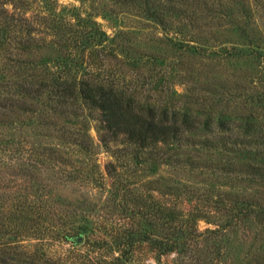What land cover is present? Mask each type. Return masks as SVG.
<instances>
[{"label": "trees", "instance_id": "obj_1", "mask_svg": "<svg viewBox=\"0 0 264 264\" xmlns=\"http://www.w3.org/2000/svg\"><path fill=\"white\" fill-rule=\"evenodd\" d=\"M40 1L38 25L43 28L33 25L25 14L31 0H0V56L6 58L2 69L9 73H0V94L6 92L0 106L27 109V98L42 100L64 119L54 129L60 140L55 146L44 141L26 147L31 166L26 173L33 182H27L25 192L14 189L15 196L0 198V264H71L62 261L58 246L77 235H83L84 249L68 257L79 256L82 264H152L148 256L156 264H208L205 254L216 239L214 233H219V243L224 242L218 246L223 256L226 224L200 229L198 220L230 206L231 197L222 206L219 193L214 199L203 198L190 186L187 189L186 183L164 184L155 174L165 165L186 167L196 175L208 172L217 176L222 169L230 170L217 156L205 158L200 151L224 148L230 138L238 140L230 120L221 114L213 118L204 110L193 112L167 100L140 98L114 77L109 64L115 55L109 43L103 46L106 33L97 20L83 18L79 28L60 29L51 17L60 5L58 0ZM141 1L152 13L153 0ZM153 17L164 21L163 16ZM47 34L53 35L51 41L68 48L55 69L36 71L31 60L13 57L14 47L26 49ZM89 47V56L84 58L83 51ZM13 61L17 64L11 67ZM95 61H101L98 73L83 69L95 67ZM78 101L90 113L96 112L99 146L86 121L78 118ZM69 114L77 117L78 126L68 122ZM207 129L212 136L209 142L204 134ZM101 147L111 155L104 171L97 162ZM192 147L196 148L193 152ZM57 165V170L67 174L64 180L36 178V168L55 169ZM71 173L80 177H70ZM74 181L87 187L78 201L60 190L61 185ZM93 188L105 191L104 198L93 196ZM233 208L232 216H237L236 206L227 209ZM169 255L170 260L164 261ZM219 262L227 264L225 255Z\"/></svg>", "mask_w": 264, "mask_h": 264}, {"label": "rangeland", "instance_id": "obj_2", "mask_svg": "<svg viewBox=\"0 0 264 264\" xmlns=\"http://www.w3.org/2000/svg\"><path fill=\"white\" fill-rule=\"evenodd\" d=\"M58 2L60 5L51 17L60 29L79 28L78 22L83 18L97 20L106 33L103 46L109 43L115 55L110 57L109 64L115 71L114 77L140 98L167 100L193 112L204 110L213 118L221 114L230 120L237 141L230 138L224 148L200 149L205 158L217 156L230 170L222 169L217 176L208 172L196 175L186 167L165 165L158 169L155 177L164 184L186 183V188L190 186L203 198L212 196L214 199L219 193L222 206H226L231 197L230 204L238 208L237 216H232L235 209L228 210L231 205H227L216 215L199 219L198 227L226 224L225 252L220 251L227 264H264V0H153L149 10H153L152 13L141 0ZM41 4L40 0H31L25 12L35 26H39L37 13L42 10ZM153 16H163L164 21ZM52 36L38 38L26 49L14 47L13 57L31 60L36 71L43 72L45 67L55 69L68 48L51 41ZM83 53L84 58L89 56L90 47ZM79 54L82 56L81 51ZM5 60L0 56V73L7 75L9 73L2 69ZM95 62V67L83 69L98 73L96 68H100L101 61ZM15 64L17 62L13 61L11 67ZM5 93L0 94V100ZM26 101L27 109L0 106V198L5 194L9 198L15 196L14 189L24 193L27 182H33L26 173L31 168L27 164L26 147L44 144V141L53 146L60 142L56 138L59 131L54 129L64 118L50 111L42 100L27 98ZM76 110L99 146L96 112L90 113L79 101ZM67 119L73 127L78 126L75 115L69 114ZM207 132L210 131L207 129L204 134L209 142L212 136ZM189 149L193 152L196 148ZM98 150L97 162L103 170L111 155L103 147ZM55 169L36 168V178L58 182L67 177L57 170L59 165ZM70 177L78 179L80 176L71 173ZM61 186L62 193L73 194L77 201L87 188L81 181ZM100 190L93 188V196L104 198L106 192ZM187 202L188 199L186 205ZM217 234H212L216 239L205 254L208 264H220L223 258L218 246L224 242L219 243ZM81 243L83 237L80 241L59 243L58 252L64 263L82 264L79 256L68 257L84 249L85 244ZM170 258L171 255L163 260ZM148 259L156 264L154 257L148 256Z\"/></svg>", "mask_w": 264, "mask_h": 264}, {"label": "water", "instance_id": "obj_3", "mask_svg": "<svg viewBox=\"0 0 264 264\" xmlns=\"http://www.w3.org/2000/svg\"><path fill=\"white\" fill-rule=\"evenodd\" d=\"M76 239H77L78 241H80V240L82 239V235H78V236L76 237Z\"/></svg>", "mask_w": 264, "mask_h": 264}]
</instances>
